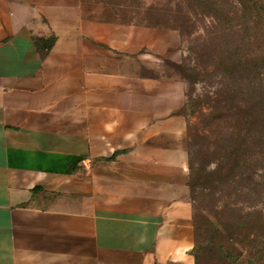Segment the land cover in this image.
I'll list each match as a JSON object with an SVG mask.
<instances>
[{
	"label": "crops",
	"instance_id": "obj_1",
	"mask_svg": "<svg viewBox=\"0 0 264 264\" xmlns=\"http://www.w3.org/2000/svg\"><path fill=\"white\" fill-rule=\"evenodd\" d=\"M114 30L81 0H0V264H196L155 33Z\"/></svg>",
	"mask_w": 264,
	"mask_h": 264
},
{
	"label": "rangeland",
	"instance_id": "obj_2",
	"mask_svg": "<svg viewBox=\"0 0 264 264\" xmlns=\"http://www.w3.org/2000/svg\"><path fill=\"white\" fill-rule=\"evenodd\" d=\"M81 1L85 18L95 16L111 23L113 33L115 26L122 33H155V109L160 113L157 123L177 146L175 158L179 160L184 155L187 160L188 196L198 226L197 264H255L258 260L264 264V227L256 228L260 218L264 220V179L259 184L251 182V187L242 185L248 179L229 187L227 182L217 180L219 172L213 174L218 169L216 154L206 153L205 134L212 135L206 126L207 104L220 78L216 72H191L189 68L201 64L198 53L203 50L212 16L188 7L184 0ZM146 53L145 47L135 55ZM135 68L140 66L128 65L129 70ZM221 127L213 125L216 134ZM173 132L175 137H171ZM261 172L264 174V170ZM201 173L211 174L209 181L199 179ZM194 174L198 176L193 180Z\"/></svg>",
	"mask_w": 264,
	"mask_h": 264
},
{
	"label": "trees",
	"instance_id": "obj_3",
	"mask_svg": "<svg viewBox=\"0 0 264 264\" xmlns=\"http://www.w3.org/2000/svg\"><path fill=\"white\" fill-rule=\"evenodd\" d=\"M184 1L212 16L203 50L198 53L201 64L189 70L216 72L220 78L207 104L206 126L212 135L205 134L206 153L216 154L218 165L213 174L219 172L217 180L229 187L246 179L249 182L243 187H251V182L259 184L264 179V0ZM36 41L49 48L54 38L39 37ZM215 123L222 126L220 133L213 130ZM210 176L201 173L199 179L209 181ZM259 222L258 229L264 227V220ZM197 246L198 240L193 250L196 264ZM255 264L262 263L258 260Z\"/></svg>",
	"mask_w": 264,
	"mask_h": 264
}]
</instances>
